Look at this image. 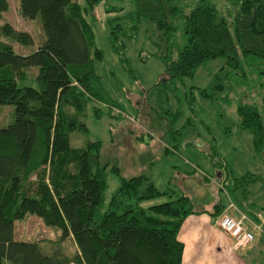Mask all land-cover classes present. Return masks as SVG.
Masks as SVG:
<instances>
[{"label":"trees","instance_id":"1","mask_svg":"<svg viewBox=\"0 0 264 264\" xmlns=\"http://www.w3.org/2000/svg\"><path fill=\"white\" fill-rule=\"evenodd\" d=\"M84 1L83 8L78 0H19L21 15L37 20L43 33L36 47L28 31L0 24V104L14 106L13 121L0 127V264H181L179 231L185 219L202 213L216 219L227 206L218 194H211L205 209L203 197L173 188L161 191L148 172L120 175L116 160L102 162V140L71 145V132L88 130L83 121L87 106L103 98L93 69L103 54L86 16L102 0ZM226 1L225 12L213 0H133L123 18L133 33L142 19L152 25L170 79L191 77L203 63L224 58L210 83L197 88L201 98L224 94L228 100V92L248 89L256 75L260 102L238 99L237 125L250 133L252 148L264 161V0ZM8 8V0H0V19ZM115 19L109 22V42L126 61V44L119 39L124 27ZM14 43L33 49L19 53ZM31 68H36L32 76ZM29 77L36 87L26 85ZM92 108L99 117L100 108ZM168 129L163 125V141L175 148L182 143L180 132ZM145 147L129 156L132 168L149 169L155 162L153 149ZM109 172L119 179L106 200ZM256 180L248 172L237 178L223 173L218 190L248 215L254 203H246L244 185ZM164 194L167 201L142 205ZM26 214L60 228L62 237L72 238L75 253H45L37 241L16 240L14 221Z\"/></svg>","mask_w":264,"mask_h":264},{"label":"rangeland","instance_id":"2","mask_svg":"<svg viewBox=\"0 0 264 264\" xmlns=\"http://www.w3.org/2000/svg\"><path fill=\"white\" fill-rule=\"evenodd\" d=\"M193 1L185 0V3ZM213 1L225 12L230 6L226 0ZM78 2L81 7H85L84 0ZM8 3L9 8L2 12L0 24L8 22L17 29L28 31L34 39V46L39 45L44 36L38 21L21 15L19 0H8ZM132 5L133 0H102L92 14L86 15L96 33V46L103 54L101 59L93 61L103 98L101 102L93 103L100 108L99 117L94 115L92 103L87 106L83 121L88 130L71 132V145L78 147L88 139L102 140V162L116 160L120 175L129 177L148 172L161 191L173 188L198 198L218 194L227 207L231 202L227 201L224 190H218L223 173L236 178L247 172L252 173L257 180L244 185L248 194L246 203L252 202L254 208L264 211V161L253 150L250 133L238 127L236 113L238 99L249 103L260 102L262 90L257 86L256 75L250 77L248 89L228 92V100H225L224 94L215 100L201 98L197 88L210 83L214 71L223 64L224 58L203 63L191 77L170 79L164 72L163 61L159 59L158 34L151 28L152 25L142 19L141 25L139 23L133 33L134 30L131 31L129 24L124 22L123 16L131 10ZM114 18L124 27L119 32V39L126 44V61L112 49L109 42V22ZM129 35L131 37L126 38ZM13 46L19 53L31 52L33 49L32 46L25 49L17 43ZM35 71L36 68L29 69L30 76ZM26 85L36 87L31 77ZM242 90L245 94H242ZM111 103L116 104L117 109L109 108ZM110 111L113 115H110ZM13 119L14 106L0 104V127L7 126ZM165 124H168L169 129L180 132L182 143L176 144L175 148L163 141ZM145 145L153 149L155 162L149 169L132 168L129 156L144 150ZM166 146L170 151L164 153ZM205 173L208 174L207 178H204ZM118 179L119 176L109 172L106 200L115 191ZM206 179L208 183L204 182ZM168 199L164 194L144 201L142 205L146 207ZM235 205L234 202L232 207ZM223 213L229 214L227 208ZM14 238L37 241L45 253L57 251L71 256L76 251L71 237H62L60 228L46 225L33 214H26L14 221ZM213 252L211 259L218 260Z\"/></svg>","mask_w":264,"mask_h":264},{"label":"crops","instance_id":"3","mask_svg":"<svg viewBox=\"0 0 264 264\" xmlns=\"http://www.w3.org/2000/svg\"><path fill=\"white\" fill-rule=\"evenodd\" d=\"M203 201L204 208L208 209L212 203L211 194L204 196ZM252 210L247 213V216L256 225L248 222V226L254 233L255 239L250 245L242 248L233 246L232 238L214 223L215 219L210 218L208 213L189 215L179 231V239L184 243L181 264H225V262L229 264H264V230L262 227L264 211L256 208ZM227 212L234 217H238L240 212L246 213L244 209L236 205L227 208ZM254 214H256V218ZM212 251L218 260L211 259Z\"/></svg>","mask_w":264,"mask_h":264},{"label":"built area","instance_id":"4","mask_svg":"<svg viewBox=\"0 0 264 264\" xmlns=\"http://www.w3.org/2000/svg\"><path fill=\"white\" fill-rule=\"evenodd\" d=\"M232 202L230 206L227 208L232 207ZM248 222L256 225V223L252 222L249 217L240 212L238 217H234L230 214L223 213L222 215L218 216L214 223L230 238L233 240V246L238 248H242L245 246L250 245L254 239L255 235L250 230L248 226ZM259 228V226H256Z\"/></svg>","mask_w":264,"mask_h":264}]
</instances>
